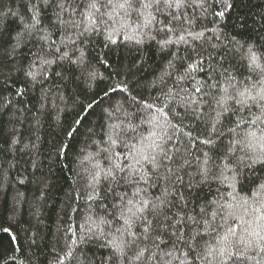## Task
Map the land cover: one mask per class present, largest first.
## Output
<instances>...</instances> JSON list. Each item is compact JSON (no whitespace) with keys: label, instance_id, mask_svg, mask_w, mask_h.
<instances>
[{"label":"snow or ice","instance_id":"6c2138e0","mask_svg":"<svg viewBox=\"0 0 264 264\" xmlns=\"http://www.w3.org/2000/svg\"><path fill=\"white\" fill-rule=\"evenodd\" d=\"M190 7L199 8L201 16L210 13L226 20L234 3L233 0H37L31 5L30 19L25 21L21 18L22 28L13 38L14 46H11L10 51H5V57L11 63V57L16 55L17 50L34 38L40 45L38 54H34L39 61V70H35V63L29 64L27 68L21 65L15 69L26 80L43 83L51 75L61 81H68L79 72L90 82L96 81L99 74L90 70L93 59L101 62V56L108 55L113 46L119 47L122 43L124 46H127L126 42L142 45L145 37L156 40L152 34L153 28L157 34L165 37L157 41L161 50L177 43L187 44L188 38L193 41L203 38L204 32L194 34L189 30L196 19L185 13L184 10ZM48 9H51L50 14ZM129 29H133L131 35L127 34ZM212 31L213 37L219 41L216 30ZM54 32L64 35L65 38L60 42L63 47L56 46L52 39ZM92 36H103V48L108 51L99 52L88 59L77 45L87 44ZM225 39L227 45L209 44L212 49H221L217 54L218 59L211 52L207 56L197 53L179 77L180 80L187 79L198 85L192 90L190 105L206 102L204 97L210 95L211 90H217L220 95L213 97L219 108L217 123L226 114L239 117L235 121V129H229V132L239 130V138L229 145L225 156L228 163L224 164L223 170L218 174L213 171L214 162L207 152L202 153V158L192 155L190 149L199 138H192L189 132L185 143L182 129L178 124L171 123L164 108L156 109V112L163 113L166 119H152L148 135H140L138 140L131 134L140 131L139 125L130 121L126 125L124 121L119 124H101L99 133L96 126H90L87 128L88 134L91 137L100 136L99 140L93 139V143L99 145L105 140L107 142L100 149L105 153L107 166L101 167L99 162L95 165L96 171L91 174L90 185L93 195L88 199L103 201L104 197L97 191L100 183L98 177L110 185H126L131 192H116L109 188L113 197L111 207L101 203L104 215H99L93 221L96 229L90 228V235L85 234L73 243L92 238L105 241L104 246L111 250L109 260L112 264H122L124 261L128 264H194L195 261H205L206 264H213V261L215 264H248L249 261L252 264H264V182H251L255 187L245 185L246 169L257 165L264 168V58L257 55L252 45L245 49L247 41L241 44L236 36H225ZM241 49H244L241 60L245 61L242 67L248 75L237 81L236 75L223 65L230 51L239 52ZM210 61H215V68ZM3 63L0 60V67ZM206 63L210 69L209 77L219 75L223 82L213 79L211 84H207L196 80V74L204 71ZM52 65L60 68L67 65V74L65 71H50ZM127 90L125 84L109 88L110 92L124 93ZM104 95L107 96L108 92ZM141 103L148 109L153 108V105L144 101ZM94 104L95 100L81 104L84 115L77 113L74 126L69 125L67 128L65 135L69 139L76 136L85 125ZM116 112H122V106L108 110L109 120L115 117ZM123 114L127 116V113ZM215 131L216 124H213L211 132ZM200 143L214 145L215 141L204 139ZM67 147L62 144L57 155L66 151ZM118 147L124 151H116ZM194 161L196 172L192 173L188 169ZM185 176L188 177L187 181ZM210 180L226 184L231 191L219 199L189 209L188 198L181 189L190 191ZM154 188L160 189L159 195L150 192ZM240 193L245 195L241 196ZM104 225L116 227L105 232ZM3 231L11 233L9 228ZM207 237H212L214 243ZM11 239L14 242L15 235ZM201 249L204 251L200 252ZM177 252L181 255H176ZM129 253L132 255L129 256ZM66 257H73V251H68Z\"/></svg>","mask_w":264,"mask_h":264},{"label":"trees","instance_id":"16d2710c","mask_svg":"<svg viewBox=\"0 0 264 264\" xmlns=\"http://www.w3.org/2000/svg\"><path fill=\"white\" fill-rule=\"evenodd\" d=\"M36 2L0 0V60L4 61L0 67V264H57V261L59 264H76L77 261L79 264H112L109 260L111 250L104 246L105 241L92 238L73 243L85 234L90 235V228L96 229L93 221L99 215H104L101 203L111 207L113 197L109 188L116 192H131L126 185H110L98 177L100 183L97 191L104 197L103 201L88 199L93 195L90 185L91 174L96 171L95 165L99 162L101 167L107 166L105 153L100 151L107 142L105 140L99 145L93 143V139L99 140L100 136L91 137L87 128L94 125L99 133L101 124H119L124 121L126 125L130 121L139 125L140 131L131 134L138 140L140 135H148L152 119H166L163 113L156 112V109L164 108L171 123L178 124L182 129L185 143L189 132L192 138H199L190 149L192 155L202 158V153L207 152L214 162L213 171L218 174L228 163L225 156L229 145L239 138V130L229 132V129H235V121L239 117L226 114L217 123L219 108L213 97H218L220 93L211 90V94L204 97L206 102L190 105L192 90L198 85L187 79L180 80L179 77L197 53L207 56L211 52L218 59L217 54L221 49H212L209 44L227 45L225 36H236L241 44L247 41L245 49L252 45L257 55L264 58V0H233L234 7L226 20L210 13L201 16L199 8H186V15L196 18L189 30L194 34L204 32L200 40L188 38L187 44L177 43L161 50L157 41L165 37L157 34L153 28L152 34L156 40L145 37L142 45L126 42L127 46H124L122 43L119 47L113 46L108 55L101 56V62L93 59L90 70L99 74L96 81L90 82L77 72L72 80L61 81L50 75L43 83L26 80L22 73L15 71L21 65L27 68L32 63L37 65L35 70H39V61L34 54H38L40 45L34 38L17 50L16 55L11 57V63L5 57V51H10L11 46H14L13 38L22 28L21 18L25 21L30 19L31 5ZM47 11L51 13V9ZM221 25L224 27L221 28ZM212 30H216L219 41L213 37ZM132 31L129 29L127 34L131 35ZM64 38L61 33H52L56 46L63 47L60 42ZM103 43V36H92L87 44H78L77 47L83 50L88 59H92L97 53L108 51L103 48ZM243 53L244 49L230 51L223 65L236 75L237 81L248 75L242 67L245 63L241 60ZM210 63L213 68L216 67L215 61ZM66 69L67 65L64 68L52 65L50 71L66 72ZM209 72L206 63L204 71L196 74V80L207 84H211L213 79L223 82L219 75L210 78ZM117 84H125L127 92H110L109 88ZM105 92H108L107 96ZM93 100L95 104L85 125L76 136L69 139L65 135L67 128L73 125L77 113L84 115L81 104ZM141 101L153 105V108H146ZM120 106L122 112H116L115 117L109 120L108 110ZM193 109L196 111L193 112ZM252 111L256 112V109ZM123 113H127V116ZM213 124H216L214 133L211 132ZM204 139H213L215 144L200 143ZM62 144L68 147L57 155ZM116 151L123 152L124 149L118 147ZM188 171L196 172L195 161ZM245 176L246 187H255L251 182H264V168L257 165L246 169ZM181 191L188 198V207L191 209L194 205L219 199L231 189L226 184L210 180L190 191L187 188ZM150 192L159 195L160 189L154 188ZM108 218L111 219L110 216ZM102 227L107 232L116 225ZM4 228H9L11 233L4 232ZM12 235L16 237L14 242ZM207 239L214 243L212 237ZM70 250L73 251V257H66ZM176 255L181 253L177 252ZM194 264L206 262L195 261Z\"/></svg>","mask_w":264,"mask_h":264}]
</instances>
